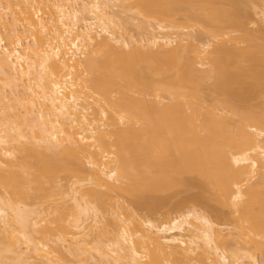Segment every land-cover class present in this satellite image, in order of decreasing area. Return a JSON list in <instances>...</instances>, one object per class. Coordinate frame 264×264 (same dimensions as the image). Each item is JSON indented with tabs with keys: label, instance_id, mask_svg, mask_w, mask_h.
<instances>
[{
	"label": "bare ground",
	"instance_id": "obj_1",
	"mask_svg": "<svg viewBox=\"0 0 264 264\" xmlns=\"http://www.w3.org/2000/svg\"><path fill=\"white\" fill-rule=\"evenodd\" d=\"M227 1L198 17L185 0H0V264L261 263L264 111L236 94L264 76V6ZM207 81L226 96L204 117ZM192 172L235 233L190 206L132 211Z\"/></svg>",
	"mask_w": 264,
	"mask_h": 264
},
{
	"label": "rangeland",
	"instance_id": "obj_2",
	"mask_svg": "<svg viewBox=\"0 0 264 264\" xmlns=\"http://www.w3.org/2000/svg\"><path fill=\"white\" fill-rule=\"evenodd\" d=\"M244 1V2H243ZM253 1H255V0H250V2H248V3H246L247 5H248V9H249V7L250 6H252V5H249V4H258V2L259 1H255L254 3H252ZM241 2H243L244 3V5H245V2H246V0H242ZM262 2V4L261 5H263L264 6V3H263V1L262 0H260V3ZM183 4V2L182 3H180L179 4V7L181 6ZM228 5H230L229 3H228V1L227 0H185V2H184V4H183V6H181L180 8H181V10L183 11L184 9H185V11H187V12H191V13H195V14H197L198 12H202L203 11V13L204 12H207V10H213L214 12V14L215 13H217L219 16L218 17H221V15H223V12L224 11H227L229 8H228ZM247 5H245L243 8H245V7H247ZM262 6V7H263ZM230 7V6H229ZM182 8H184V9H182ZM251 8V7H250ZM246 9V8H245ZM247 9V11H249ZM193 11H195V12H193ZM196 11H197V13H196ZM210 12V11H209ZM222 12V13H221ZM184 13V11L181 13V14H183ZM212 13V12H211ZM250 13V14H249ZM249 13H248V15H249V17H247V19H245V24L247 23L249 26H250V24H252V22H253V20H254V22H255V20L256 19H254V16L252 15V13L249 11ZM208 14V13H207ZM202 16V13L201 14H197V16L198 17H200V16ZM133 16L134 15H131L130 16V13H129V15H128V17H130L129 19H133L134 20V18H133ZM182 16V15H181ZM216 16V15H215ZM135 17V16H134ZM179 17H180V15H179ZM136 19V18H135ZM180 19V18H179ZM135 21V20H134ZM134 21H130L131 23L130 24H127L128 25V27H126V29L127 28H129L128 29V31L130 30V29H132L131 31H133L132 32V34H134V36L136 35H138V34H136V33H139L140 32V29H136L135 30V28L134 27H132V26H130L131 24L132 25H134V24H136V23H134ZM138 20H136V22H137ZM177 21H178V19H177ZM257 21V20H256ZM129 23V22H128ZM178 24H177V26L179 25V27L180 28H182V29H189L190 31H191V33H194L198 38L200 37V40H201V38H202V40L201 41H206V40H209L210 41V39L208 38H206V36H205V34L206 33H204L205 31L207 32L208 31V29L206 28V27H204V28H206V29H203L202 27L203 26H201V23L199 24V23H196L193 27H189L187 24H185V22L181 19V21L179 20L178 22H177ZM257 23L259 24V22L257 21ZM252 24L251 25V28L249 27V26H247V27H249L250 29L249 30H251V31H254V30H256L258 27H262V25L263 24ZM126 25V24H125ZM146 25L147 24H143V27H145L146 29H148L147 27H146ZM148 26V25H147ZM130 27H132V28H130ZM209 28V30L211 29L210 27H208ZM256 28V29H255ZM136 32H135V31ZM188 30V31H189ZM212 30V29H211ZM137 31H139V32H137ZM142 31H144V29L142 28V30H141V33H142ZM221 31H222V29H221ZM221 31H219L218 30V32L217 33H221ZM226 31H227V29L226 30H224V32L226 33ZM228 31H229V29H228ZM227 31V32H228ZM201 33H203L202 35H199V34H201ZM229 33H232V32H229ZM233 35H234V32L232 33ZM220 34H217V36H218V38L219 37H225V36H223V33H222V35H220ZM197 37H195V39L197 38ZM205 37V38H204ZM221 37V38H222ZM196 39V40H198V41H200L199 39ZM220 38V39H221ZM204 39V40H203ZM264 40V39H263ZM210 42H212V40L210 41ZM219 42V41H218ZM214 43L216 44V42L214 41ZM212 44H213V42H212ZM182 45H184V43L182 44ZM241 46H244V45H241ZM213 47H214V44H213ZM210 50H212V49H210ZM209 52V51H208ZM207 55V54H206ZM210 55V54H209ZM211 56V55H210ZM249 61V60H248ZM250 61H252V60H250ZM249 63H251V62H245V64H244V62H243V64L245 65H243V67H246L247 66V68H248V66L250 67V70H252V68L254 67L252 64H249ZM252 63H253V61H252ZM250 65H252V66H250ZM263 67L261 66L260 67V70L262 69ZM245 69V68H244ZM248 71H249V73H248V75L250 74H252L253 72H254V70H253V72L251 73L250 72V70L249 69H247ZM246 70V71H247ZM260 70H259V73H261L260 72ZM263 70V69H262ZM247 71V72H248ZM255 74V73H254ZM258 74V73H257ZM260 75V74H259ZM262 76V77H261ZM261 76H259V78H257V79H259L260 80V82H259V80L258 81H256V84H262V82H264V79H263V75H261ZM258 77V76H257ZM261 78V79H260ZM249 82V81H248ZM252 82H254V87L252 86L253 85V83H252V85H251V83L249 82L248 83V85H250V87L252 86V89L247 85V87L245 86L244 87V89H243V92L245 91L246 92V90H247V92H246V94H242V93H240V95H238V93L236 94V91H234V94H232L231 96H229V100H233L234 98H236L237 96L238 97H240L241 96V98H243L244 97V99L246 98L248 101V104H247V102L244 100L243 102H246L245 104L246 105H248V106H251V105H253V107L254 108H252V109H254V110H250L249 112H251V111H258V110H262L261 112H263L264 111V109H263V107H262V103H263V106H264V94H261L262 92L261 91H263V89L261 90V88L259 89V87L255 84V81H252ZM258 82V83H257ZM213 82L211 81H207V82H205V83H203V84H201L202 86V94H203V100H204V98L206 99V100H204L205 102H204V104H206V105H204V110H202L201 112H202V114H203V116L204 115H207L208 113H210V114H212V112H210L212 109H214V108H212L211 109V107H213L214 106V102L213 101H211V98H212V94H214V92L216 91V90H214L215 88H214V84H212ZM264 84V83H263ZM235 88H234V90L235 89H237L236 88V86H234ZM256 87V88H255ZM204 88V89H203ZM246 88V89H245ZM248 88H249V90L251 91H249L248 90ZM255 88V89H254ZM259 90H258V89ZM214 90V91H213ZM254 90V92H252ZM217 92V91H216ZM215 92V95H217V93ZM264 92V91H263ZM219 93H221L220 91H219ZM219 93H218V96H216L217 97V99H218V97L220 98V99H222L223 98V96H224V94L223 95H219ZM235 94L237 95L236 97H234L235 96ZM234 95V96H233ZM226 96V95H225ZM224 96V97H225ZM233 96V98L232 99H230L231 97ZM237 97V98H238ZM213 100H216V98H215V96H214V98H212ZM219 99V100H220ZM224 99V98H223ZM227 99H228V95H227ZM226 98H225V101L224 102H226V100H227ZM239 99V98H238ZM219 100H216V101H219ZM235 100V99H234ZM243 100V99H242ZM228 101V100H227ZM238 101V100H237ZM221 102V101H220ZM224 102H221V103H224ZM242 102V101H241ZM216 103V102H215ZM250 103H251V105H250ZM237 104L239 105L240 103H236V106H237ZM216 105H218L217 103H216ZM244 106L242 103L239 105V106H237V107H239V109H240V107H247V106ZM220 106V105H219ZM223 106H225L224 104H223ZM223 106L221 107L223 110H224V108H223ZM257 106L259 107L258 109H257ZM206 107L207 108H210L211 110L209 111V109L207 110L206 109ZM214 107H216V106H214ZM236 107V108H237ZM244 107H243V109H244ZM252 107V106H251ZM262 109H261V108ZM217 109H218V107H216ZM226 108V110H227V107H225ZM221 109V110H222ZM228 109H229V107H228ZM247 109V108H246ZM245 109V110H246ZM248 109H250V108H248ZM206 110V111H205ZM219 110H220V108H219ZM230 110V109H229ZM228 110V111H229ZM245 110H243V111H245ZM144 112L142 113V111L140 112V111H138L137 112V114H139V113H142L141 114V117L143 118V116L145 115V117L147 116V115H149V116H152V114L153 115H157V116H162L161 114H164L162 117H163V121L161 120L162 118L160 117V119H159V121L161 120V123L163 122V123H165V121H164V119H166V116H168L167 114H169L170 113V115H171V113H172V115H173V112H167V110L165 111V110H163L164 111V113H163V111L162 112H160L159 110L157 111V110H155V111H151V112H149V111H145V110H143ZM208 111V112H207ZM216 111H218V110H216ZM216 111H214L213 110V112L214 113H216L217 114V112ZM240 111V110H239ZM167 112V113H166ZM219 112H221V111H218V115H216L217 117H221L222 115H220V114H222V112L219 114ZM245 112H248V111H245ZM259 113H260V111H258ZM161 113V114H160ZM185 113V112H184ZM205 113V114H204ZM213 113V114H214ZM257 113V112H256ZM134 114H136L135 112H134ZM136 114V115H137ZM147 114V115H146ZM151 114V115H150ZM160 114V115H159ZM165 114H166V116H165ZM175 114V113H174ZM188 114H189V112H188ZM135 115V116H136ZM155 115V117H157ZM169 115V116H170ZM176 115H178L177 113H176ZM220 115V116H219ZM227 115H229V114H227ZM215 116V117H216ZM233 116H235V115H233ZM137 117V116H136ZM138 117H140V114H139V116ZM137 117V118H138ZM141 117H140V120H141ZM144 117V118H145ZM159 117H157V118H159ZM205 117V116H204ZM211 117H212V115H211ZM229 117H231V115L229 116ZM207 119H208V117H206ZM213 118V117H212ZM205 119V118H204ZM207 119H205V120H207ZM228 119H230V118H228ZM235 119H237L236 117H235ZM234 118L233 119H230V121H231V123L234 125L235 123H233V121L235 120ZM144 120V119H143ZM213 120V119H212ZM214 120H216V118L214 119ZM220 120V119H219ZM233 120V121H232ZM135 121V120H134ZM142 121V120H141ZM230 121L228 122V120H227V122L229 123V124H231L230 123ZM237 121V120H236ZM139 121H137V123H138ZM222 122V121H221ZM227 122H225L224 121V123H226V124H224V125H227L228 123ZM235 122V121H234ZM141 123V122H140ZM219 124V126L221 125V123H220V121L218 122ZM232 125V126H233ZM222 126H223V124H222ZM221 126V127H222ZM228 126V125H227ZM216 127H218V126H216ZM225 127V126H224ZM220 128V127H219ZM170 153V152H169ZM168 155H170V157H172L171 155H172V153H170V154H168ZM175 154L173 153V156H174ZM165 157H167V156H165ZM164 157V158H165ZM163 158V159H164ZM174 158H176L175 160H176V162H179V161H177L178 160V158L177 157H174ZM166 159V158H165ZM170 159V158H169ZM171 160L172 161H168V159H167V162H168V164L170 163V165L169 166H175V164H173V163H175V160L173 159V158H171ZM174 160V161H173ZM165 161V163H167L166 162V160H164ZM162 163H164V162H162ZM167 164V165H168ZM178 164V163H177ZM207 165H208V163H206ZM205 164V165H206ZM205 165H203L204 167H205ZM206 165V166H207ZM151 169V168H150ZM149 169V170H150ZM153 169V168H152ZM206 169H207V167H206ZM205 169V170H206ZM166 171H168V170H166ZM151 172V171H150ZM154 172V171H153ZM193 173V174H192ZM192 173H186V175H185V173H184V175L182 174V177H181V180L183 179V183L180 185V186H173V188H171V189H169L168 191H166V192H164V193H162V194H160V193H154V194H150L151 195V197H155V198H162L163 199V201L160 203V205L158 206V208H156V211L155 212H153V213H146V212H144L143 210L142 211H140V210H138L135 206H134V204H133V206L135 207H133V209H132V211L134 212V213H136V215L137 216H139V217H143V215L145 216V215H150V216H152L154 219H156V218H159V219H162V217L164 216V214H166V212H171V211H174V210H176V208L178 207V206H180V207H193L194 209H197L198 211H201V212H203L204 214L206 213V215H209V217H212V220H214L215 221V219L217 220L216 222L218 223V222H222L221 224H223V223H230V221H231V219L229 220L228 218H226V210L224 209V207L222 206H220L219 204L220 203H216V201H214L213 199L215 198L214 196V193H212L211 192V190H209L207 187H206V185H205V183H204V181H203V178L201 177V175L200 174H198V175H196V172H192ZM194 173H195V175H194ZM198 173V172H197ZM187 174H189V175H187ZM200 175V176H199ZM190 179H193V180H195V182L197 181V184H196V186H194V185H192V186H190V185H188V184H186L185 185V181H187L188 182V180H190ZM192 180V181H193ZM183 185V186H182ZM194 186V187H193ZM210 191V192H209ZM209 193V194H208ZM211 194V195H210ZM212 194H213V196H212ZM150 195H149V197H150ZM210 196L209 198L210 199H208V196ZM198 196H200V197H198ZM202 196H203V198L205 199H202ZM205 196H207V197H205ZM147 197H148V195H147ZM125 199V201L126 202H128V204H130L129 202L130 201H128L127 200V198H124ZM129 200H130V198H128ZM207 199V200H206ZM200 202H199V201ZM131 205H132V202H131ZM185 205V206H184ZM216 212H218V213H221V214H225V215H223V216H225L224 218L223 217H216V215H215V213ZM162 214V215H161ZM228 214V213H227ZM161 215V217H159ZM166 217V216H165ZM215 218V219H214ZM226 224H224V225H226ZM228 224H227V226H228ZM231 224V225H230ZM229 225L231 226L229 229L231 230V232L232 233H235V231H233L234 230V228L232 227L233 225H232V222L230 223ZM233 228V229H232ZM263 256H264V254H263ZM262 255H259L258 254V256L257 257H259V263L260 264H262L263 263V261H264V257H263ZM261 257H263L262 258V261H261Z\"/></svg>",
	"mask_w": 264,
	"mask_h": 264
}]
</instances>
